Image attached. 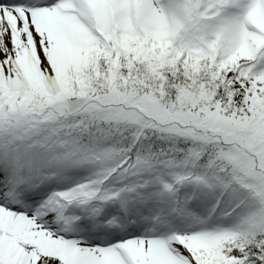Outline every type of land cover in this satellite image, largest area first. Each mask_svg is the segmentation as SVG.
<instances>
[{"label": "snow or ice", "instance_id": "snow-or-ice-1", "mask_svg": "<svg viewBox=\"0 0 264 264\" xmlns=\"http://www.w3.org/2000/svg\"><path fill=\"white\" fill-rule=\"evenodd\" d=\"M0 264H264V0H0Z\"/></svg>", "mask_w": 264, "mask_h": 264}]
</instances>
